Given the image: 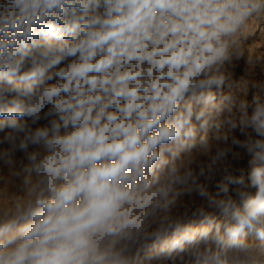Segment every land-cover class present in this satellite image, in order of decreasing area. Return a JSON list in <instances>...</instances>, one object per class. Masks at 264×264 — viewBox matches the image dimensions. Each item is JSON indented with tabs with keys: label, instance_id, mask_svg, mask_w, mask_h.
<instances>
[{
	"label": "clouds",
	"instance_id": "1",
	"mask_svg": "<svg viewBox=\"0 0 264 264\" xmlns=\"http://www.w3.org/2000/svg\"><path fill=\"white\" fill-rule=\"evenodd\" d=\"M261 19L264 0H0V264H259L264 88L237 102L213 72L264 61V37L242 49Z\"/></svg>",
	"mask_w": 264,
	"mask_h": 264
},
{
	"label": "rangeland",
	"instance_id": "2",
	"mask_svg": "<svg viewBox=\"0 0 264 264\" xmlns=\"http://www.w3.org/2000/svg\"><path fill=\"white\" fill-rule=\"evenodd\" d=\"M249 30H255L257 33V38L251 39V42L247 45H242V49L246 55L249 53L255 54L258 49L256 45L260 43V38L264 37V19L252 22H249ZM264 66V61L259 63H245L243 61L232 63H225L220 66L217 70H214L213 74L216 76L223 77L225 83L230 85L229 93L237 102L245 97L247 94L248 98H251V94L254 92L258 96H262L261 89L264 88V79L261 76V69ZM252 85H255V88H252ZM248 90L247 93L245 90ZM224 89H219L216 92L217 100H220L225 95ZM264 98V96H262ZM234 113L236 117H239V113L234 109ZM211 123H215V121H210ZM203 131V130H201ZM220 131H226V126H222ZM213 129L211 126L207 129V134L209 139H211ZM199 138V133L197 139ZM247 163L246 161L242 163H238L235 165L237 170L246 169ZM0 176L7 178L6 171L0 166ZM254 239V237H253ZM259 264H264V259H261Z\"/></svg>",
	"mask_w": 264,
	"mask_h": 264
},
{
	"label": "built area",
	"instance_id": "3",
	"mask_svg": "<svg viewBox=\"0 0 264 264\" xmlns=\"http://www.w3.org/2000/svg\"><path fill=\"white\" fill-rule=\"evenodd\" d=\"M261 76H262V78L264 79V66H263L262 69H261Z\"/></svg>",
	"mask_w": 264,
	"mask_h": 264
}]
</instances>
